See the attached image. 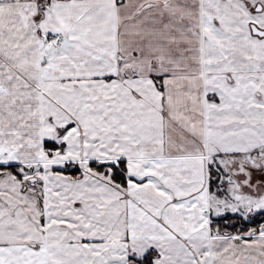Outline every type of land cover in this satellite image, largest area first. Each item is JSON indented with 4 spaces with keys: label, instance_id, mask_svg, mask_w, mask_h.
I'll use <instances>...</instances> for the list:
<instances>
[{
    "label": "snow or ice",
    "instance_id": "6c2138e0",
    "mask_svg": "<svg viewBox=\"0 0 264 264\" xmlns=\"http://www.w3.org/2000/svg\"><path fill=\"white\" fill-rule=\"evenodd\" d=\"M0 264H264V0H0Z\"/></svg>",
    "mask_w": 264,
    "mask_h": 264
}]
</instances>
